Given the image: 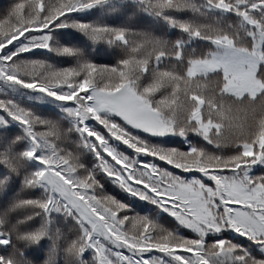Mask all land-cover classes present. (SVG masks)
Segmentation results:
<instances>
[{
    "label": "trees",
    "instance_id": "trees-1",
    "mask_svg": "<svg viewBox=\"0 0 264 264\" xmlns=\"http://www.w3.org/2000/svg\"><path fill=\"white\" fill-rule=\"evenodd\" d=\"M59 2L0 0L5 4L4 8H0V33L11 35L12 40L8 41L11 43L27 31L41 30L47 17H38L30 5H43L41 11L46 13ZM166 2L103 0L92 8L69 13L60 20L64 27L50 26L41 33H28L9 45L8 49L0 51V60L5 56L12 57L9 64L3 60L0 67L6 65L10 72L13 63L35 62L54 71L77 69L83 77L78 82L83 84L87 79L89 84L88 87L78 88L73 95L89 89H94L93 94L115 93L121 90L122 84L131 88L134 94L144 93L145 89L151 88V93L142 99L175 132L164 136H146L137 134L133 129L125 139H131L133 144H136V139L140 140L141 150L143 143L154 150L187 152L195 149L198 155L188 164L203 168L204 173L223 171L233 164L238 169L241 166L236 159L239 149L247 145V155L250 157L264 143V0H171L169 6L158 7ZM65 12H60L53 19L65 15ZM37 19L41 21L39 28L35 27ZM74 25L88 27L81 29ZM182 25L188 30H183ZM92 28L122 31L124 39L114 40L109 36L110 41L94 40L91 38ZM34 35L48 36V48L34 47L31 43ZM2 38L3 35H0ZM20 48L29 50L20 52ZM64 49L71 55L65 53ZM86 64L93 66L91 73L84 71L82 66ZM121 72L125 74L123 79ZM18 78L28 80L23 76ZM76 82V78H73V84ZM66 88L56 90L57 94L67 92ZM0 103L14 105L45 124L55 125L63 134L62 141L50 138L56 144L57 151L63 149L77 157L78 175L92 174L100 186V195L124 205L121 216L143 217L183 238H199L152 203L150 193L149 200L131 195L101 171V160L114 172L119 168L97 141L95 143L92 137L81 135V132L83 127H87L109 141H112L111 137L140 171L146 170L152 176H157L156 169L161 173L183 175L171 168L176 167L175 163L133 152L95 121L89 120L83 124L81 120L79 124L75 114H69L74 107L71 103L56 101L44 93L24 89L2 79ZM0 120L3 121L0 135H5V129H11L14 133L10 144L0 143V232L5 234L0 238L10 241L9 245L0 246V256L19 259L24 264H45L46 261L48 264H72L73 256L68 248L72 241L80 239L79 226L72 217L56 212L45 215L40 209L24 203L47 197L44 188L26 184L35 171L44 167L38 162L39 154L30 161L22 157V153L30 150L38 139L37 131L46 129L37 125L28 137L23 126L12 121L3 111H0ZM225 121L229 128L227 134L222 133ZM78 128L81 130L77 131ZM239 129L250 133L241 136ZM253 146L256 152L252 151ZM117 153L123 156L120 150ZM244 158L241 153L240 159ZM152 168L155 174L149 171ZM257 168L261 170L257 171ZM249 173L264 176V165L254 166ZM133 188L147 192L140 185H133ZM149 191L152 189L149 188ZM41 231L46 235L36 243L16 240L17 234ZM220 240L239 249L245 246L243 250L253 253V259L262 258L257 251L259 245L253 249L246 237L227 228L218 233H206L204 244L207 247ZM100 242L113 264H118L117 253L135 264L136 256H132L127 249L116 248L103 238H100ZM5 247L7 252L4 251ZM33 250H38V260L31 255ZM85 256L87 260H82L81 264H96L92 250H88ZM152 257L161 263L162 254L155 253Z\"/></svg>",
    "mask_w": 264,
    "mask_h": 264
},
{
    "label": "snow or ice",
    "instance_id": "snow-or-ice-1",
    "mask_svg": "<svg viewBox=\"0 0 264 264\" xmlns=\"http://www.w3.org/2000/svg\"><path fill=\"white\" fill-rule=\"evenodd\" d=\"M102 2L103 0H60L58 5L52 6L46 13L41 11L43 5L37 7L36 3H33L30 5L33 12L38 17H47L43 21L45 26L41 30L27 31L22 37L28 33H41L50 26L64 27L65 25L60 23L62 17L82 9L92 8ZM170 3L171 0H167L158 7L164 8ZM23 6L17 5V7ZM4 7L5 4L0 3V8ZM60 12H65V15L53 19ZM40 23V19H37L35 27L39 28ZM74 27L86 29L88 26L74 25ZM181 27L185 31L188 30L184 25ZM90 31L91 38L94 40H109V36L114 40L124 39L122 31L102 28H92ZM0 35H3L0 39V51L8 49L9 45H13L22 38L8 43L12 40V36L3 33ZM48 41V36L34 35L31 43L34 47L48 48ZM28 50L27 48L19 49L20 52ZM64 52L71 55L67 49H64ZM3 60H7L9 64L12 57L5 56ZM3 60H0V63H3ZM11 65L10 72L6 65L0 67V79L24 89L44 93L56 101L73 104L74 107L69 110V114H75L79 124L81 120L83 124L89 120L95 121L133 152L154 158L159 157V160L163 162H173L176 167L168 165L177 172L183 173V175H171L156 169L157 176H152L146 170L134 171L132 164H129L126 158L118 156L105 146L106 141L101 135L83 127L81 135L86 134L92 137L95 143L99 140L104 152L110 154L107 156L116 165H124L122 172H114L101 160V171L118 182L126 192L140 199H148V193H150L152 203L167 211L180 225L195 233L198 239L183 238L153 224L146 218L121 216L125 210L124 205L111 197L100 195V186L92 174L78 175L77 157L71 152H64L63 149L57 151L56 144H53L50 138L55 137L57 141H62L63 134L55 125L45 124L44 121L33 117L31 113L14 105L0 103V111L6 113L12 121L22 125L28 137L32 135L31 130L37 125H42L46 129L37 131L38 139L34 144L31 143L30 150L22 153V157L30 161L36 159L39 154L38 162L44 167L35 171L27 179L26 184L44 188L47 197L41 201H25L24 203L40 209L45 215L56 212L72 217L75 224L79 226L80 232V239L72 241L68 248V252L73 256L72 264H81L82 260L86 261L85 254L88 250L95 253L96 264H113L106 255L100 238L110 242L116 248L127 249L128 252L140 257L135 260V264H156L152 260V255L155 253L162 254L161 264H264V260H253L246 251L226 241L220 240L207 247L204 244L206 233H218L227 228L246 237L254 244L264 247V176H254L249 173L253 166L264 165V143L260 145L258 157L247 155V145L239 149L236 159L240 162V168H235L233 164L225 167L223 171L204 173L203 168L188 164L189 160H195L198 155L195 149L187 152L174 149L154 150L143 143V150H141L140 140L136 139V144H133L131 139L124 138L133 129L137 134L143 133L146 136H164L175 132L174 129L163 126L158 116L148 107L147 101L142 99L143 96L151 93V88L145 89L144 93L133 94L122 84L120 85L122 90L114 96H93L94 89L73 95L78 88L88 87L89 84L87 79H84L83 84L78 82L83 77L77 69L54 71L35 62ZM82 67L86 73L93 71V66L90 64ZM124 75L121 72V79ZM18 76L27 77V82L19 79ZM73 78L77 80L75 84H73ZM65 88L67 92L57 94L56 90ZM0 124H3L2 120ZM80 130L81 128L77 129V131ZM202 130L206 131V129ZM13 135L11 129H5V135H0V143L10 144ZM85 147L88 146L85 145ZM252 151L256 152L255 146ZM241 153L245 157L242 160ZM201 159L203 160L202 154ZM260 170L257 168V171ZM133 185H140L147 192L134 190ZM149 188L152 191H149ZM45 235L44 231L35 234H17L16 240L36 243ZM4 236L5 234L0 232V237ZM9 243V239L0 238V246H7ZM171 249L176 250L170 251ZM4 251L7 252L8 249L5 247ZM193 251L197 254L192 255ZM31 255L34 259H39L38 250H33ZM116 261L118 264H133L132 260L119 253L116 254ZM0 264H24V262L0 256ZM45 264L48 262L46 261Z\"/></svg>",
    "mask_w": 264,
    "mask_h": 264
},
{
    "label": "rangeland",
    "instance_id": "rangeland-1",
    "mask_svg": "<svg viewBox=\"0 0 264 264\" xmlns=\"http://www.w3.org/2000/svg\"><path fill=\"white\" fill-rule=\"evenodd\" d=\"M128 87V86H127ZM129 88V87H128ZM130 89V91L133 93V91L131 90V88H129ZM122 90V89H121ZM121 90H119V91H121ZM119 91H117V92H115V93H92V95L93 96H100V97H109V96H114V95H117L118 94V92ZM134 94V93H133ZM35 98H36V96H35ZM149 107V106H148ZM101 111L103 112V107H101ZM152 112H153V114H155V115H157L158 116V118L161 120V122H162V124H163V126H165V127H167V125H166V123L160 118V117H162L160 114H157L156 112H154L153 110H151ZM239 132H240V135L241 136H243V135H246V134H248V133H250L249 131H247V130H243V129H239ZM100 133H101V131H100ZM105 141H106V147L107 148H109L110 150H112L113 152H115L117 155H118V153H117V151L118 150H120V152H121V154L123 155L122 157H124V158H126L127 160H129V156L126 154V152L125 151H123L122 149H120L119 147H118V145L116 144V142L114 143L113 142V139L111 138V137H109L110 138V140H112V141H109V139H105L104 138V136L102 137ZM97 143H98V145L101 147V149L103 150V148H102V146H101V142L99 141V140H97ZM104 151V150H103ZM260 155V149L258 148V151L255 153V156H259ZM130 161V160H129ZM128 161V163L129 164H132V166H133V170L134 171H140V168L139 167H137L133 162H129ZM255 166H257V165H255ZM254 167V166H253ZM118 171H115V172H122V170L121 169H124V165L123 164H120V165H118ZM149 171H151L153 174H155L154 173V171H155V169L154 168H152V169H149ZM127 174V172L125 171V175ZM134 190H137L136 188H134ZM130 194V193H129ZM132 195V194H131ZM150 198H148V200H149ZM159 207V209L161 210V211H164V212H166L167 214H168V212L167 211H165L164 209H162L160 206H158ZM143 218V217H142ZM250 244H251V246H252V248L254 249L257 245L256 244H254L253 242H249ZM244 248L243 249H246V247L245 246H243ZM238 249H239V247H237ZM174 250H176V249H171L170 251H174ZM244 251H246V250H244ZM247 251H249V250H247ZM257 251L260 253V255H261V257L262 258H260V259H253V258H251V257H254V254L253 253H248V256L251 258V259H253V260H257V261H260V260H264V257L262 256V255H264V247H261V246H259V248L257 249ZM130 253V252H129ZM132 256H134V254L133 253H130ZM145 255H147V254H145ZM192 255H196V253H193L192 252ZM136 256V255H135ZM138 258H140V257H138V256H136L135 258H134V261L136 260V259H138ZM152 260L154 261V262H156V264H161V263H159V261L157 260V258H153L152 257Z\"/></svg>",
    "mask_w": 264,
    "mask_h": 264
},
{
    "label": "clouds",
    "instance_id": "clouds-1",
    "mask_svg": "<svg viewBox=\"0 0 264 264\" xmlns=\"http://www.w3.org/2000/svg\"><path fill=\"white\" fill-rule=\"evenodd\" d=\"M229 128L227 127V121H225V126L222 128V133L227 134Z\"/></svg>",
    "mask_w": 264,
    "mask_h": 264
}]
</instances>
